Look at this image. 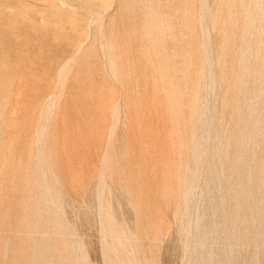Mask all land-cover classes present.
Masks as SVG:
<instances>
[{"label":"rangeland","instance_id":"374dc122","mask_svg":"<svg viewBox=\"0 0 264 264\" xmlns=\"http://www.w3.org/2000/svg\"><path fill=\"white\" fill-rule=\"evenodd\" d=\"M0 264H264V0H0Z\"/></svg>","mask_w":264,"mask_h":264}]
</instances>
